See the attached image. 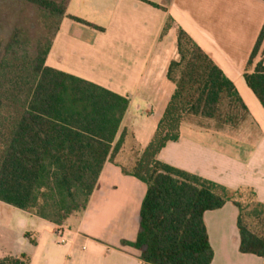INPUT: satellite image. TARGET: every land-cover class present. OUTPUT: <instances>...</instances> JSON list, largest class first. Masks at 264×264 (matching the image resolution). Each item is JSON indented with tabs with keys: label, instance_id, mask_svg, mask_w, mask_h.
Wrapping results in <instances>:
<instances>
[{
	"label": "crops",
	"instance_id": "1",
	"mask_svg": "<svg viewBox=\"0 0 264 264\" xmlns=\"http://www.w3.org/2000/svg\"><path fill=\"white\" fill-rule=\"evenodd\" d=\"M263 25V0H69L46 65L127 97L116 141L124 130L127 136L114 162L105 163L86 209L61 226L0 202V259L24 255L27 264H144L131 244L139 233L147 186L121 166L142 154L175 92L167 74L177 58L178 28L234 83L249 120L238 129L185 121L179 139L157 160L231 191L252 189L264 204V108L244 79ZM258 61L264 64V54ZM238 214L232 202L205 213L211 264H264L263 258L240 252ZM59 227L64 244L56 237Z\"/></svg>",
	"mask_w": 264,
	"mask_h": 264
},
{
	"label": "trees",
	"instance_id": "2",
	"mask_svg": "<svg viewBox=\"0 0 264 264\" xmlns=\"http://www.w3.org/2000/svg\"><path fill=\"white\" fill-rule=\"evenodd\" d=\"M68 1L28 0L46 18L58 20L54 35L67 17ZM53 39L32 46L26 32L16 28L5 45L0 41V202L61 226L86 209L105 163L114 162L123 148L127 131L116 139L129 99L48 67ZM263 54L264 25L244 74L264 108V64L256 62ZM167 77L175 92L155 135L140 156L121 166L147 186L131 245L141 251L144 264H211L204 215L232 202L239 210L240 252L264 259V204L252 189L231 191L157 160L179 139L183 122L197 118L201 125L238 129L249 120L247 106L234 83L182 28ZM0 264H27V258L6 256Z\"/></svg>",
	"mask_w": 264,
	"mask_h": 264
},
{
	"label": "rangeland",
	"instance_id": "3",
	"mask_svg": "<svg viewBox=\"0 0 264 264\" xmlns=\"http://www.w3.org/2000/svg\"><path fill=\"white\" fill-rule=\"evenodd\" d=\"M56 1L63 3L65 0ZM57 21L56 18H46L28 0H0V41L3 42V45L8 42L16 28L26 32L32 41V46L38 40L47 42L48 39H53L56 36L54 33ZM3 52L4 50L0 53V59Z\"/></svg>",
	"mask_w": 264,
	"mask_h": 264
},
{
	"label": "built area",
	"instance_id": "4",
	"mask_svg": "<svg viewBox=\"0 0 264 264\" xmlns=\"http://www.w3.org/2000/svg\"><path fill=\"white\" fill-rule=\"evenodd\" d=\"M56 237L58 239L59 244H64L67 242L65 231L62 227H59L56 233Z\"/></svg>",
	"mask_w": 264,
	"mask_h": 264
}]
</instances>
